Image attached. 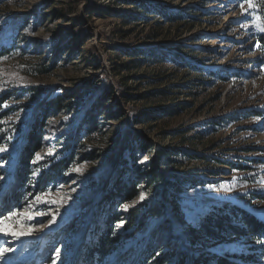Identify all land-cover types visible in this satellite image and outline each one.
<instances>
[{"label":"rangeland","instance_id":"obj_1","mask_svg":"<svg viewBox=\"0 0 264 264\" xmlns=\"http://www.w3.org/2000/svg\"><path fill=\"white\" fill-rule=\"evenodd\" d=\"M252 3L0 0V205L29 127L45 121L20 196L8 195L12 208L0 212V219L17 214L8 221L17 231L23 225L42 235L6 246L0 233V249H9L13 260L0 264H84L93 220H100L96 202L124 149L137 139L166 151L170 164L158 167L153 153L138 154L132 169L158 168L177 187L176 198L163 200L162 214L132 238L122 237L98 264H141L149 243L160 244L159 252L172 244L175 253L183 249L201 260L264 264L259 241L241 236L208 242L197 229L221 207H238L264 222V74L255 42L264 23ZM163 53L167 58L160 61ZM57 98L58 108L46 117ZM116 109L121 116L108 115ZM96 111L105 116L87 131L83 115ZM66 142H75V162L37 193L40 171ZM138 184L139 195L117 209L122 216L151 200L154 187Z\"/></svg>","mask_w":264,"mask_h":264},{"label":"trees","instance_id":"obj_2","mask_svg":"<svg viewBox=\"0 0 264 264\" xmlns=\"http://www.w3.org/2000/svg\"><path fill=\"white\" fill-rule=\"evenodd\" d=\"M256 7L264 23V0H256ZM255 42L256 50L259 53L257 64L260 70L263 69L262 71L264 74V32L256 37ZM158 57L160 61H163L167 58V54L163 53L160 56L158 55ZM170 60L172 61L175 59L171 57ZM190 67L196 70L198 74L202 70L200 66L190 65ZM198 74L197 78L202 80L201 75ZM209 75L218 76V71L210 70ZM219 78L223 80L224 77ZM59 99L60 98L54 99L52 103L49 105L47 104L48 106L45 109L46 117L55 113L58 108L57 106L60 104ZM100 101V98H98L93 105H96L97 102L99 103ZM112 114L118 116L122 115L121 111L118 109L112 111L108 115L110 116ZM98 116L105 115H103L102 111H98L95 115H90L89 113L83 115L82 122L87 131H91L99 126L97 121ZM44 122V120L35 121L29 127L25 136V148L16 159L15 173L7 192L9 193L8 195H17L18 197L24 186L23 184H25L28 179L30 162L33 159L34 152L37 151L42 144V130L45 127ZM77 135V133H73L70 136L75 140L77 139ZM75 142L71 143L70 146H68L69 143H64L57 153V160L51 163L46 170L40 171L37 185H41L42 189L37 191V193L44 192L50 181L62 176L75 162V153L73 151ZM149 153H153L154 163L157 162L158 167H164L170 164V161L166 159L168 155L166 151L154 149L149 142L141 139L133 141L130 147L124 149L123 156L116 162L112 174L109 175L107 181H105V191L96 202L100 220H93V225L90 230L91 242L89 245H85L84 264H98L103 262L107 256L116 250L122 237L132 238L142 230L148 219L163 213L165 208L162 202L163 200H169L170 197L173 199L176 198L177 187L165 178L160 171H158V168H150L143 171H141V167L135 170L132 169V166L137 163L138 154ZM229 166L232 169L241 168L240 165H234L232 163H229ZM140 181L144 182V186L147 187V189L151 186L154 187L151 190V200L140 203L133 209L128 210L126 216H122L117 212V209L131 202L139 195L141 188L138 183ZM157 194H159L161 200H156ZM7 197L0 205L2 207L0 212L3 210H5V212L9 211L12 208L11 206L13 205L14 199H7ZM203 219L204 220L198 223L197 229L204 241L219 242L227 237L239 238L245 236L248 240L259 241L262 253H264V222L258 220L254 215L238 207L231 206L218 208L216 212L213 214L210 213V215ZM122 220H124V223L121 231L118 233L117 224L122 222ZM168 223L166 219L162 227L166 228ZM156 246L157 245L149 243L144 247L143 262L141 264H185L186 260H189L191 264H210V260L215 261L216 264H234L233 262L226 261L222 258L218 259L217 257H212L211 259L202 257V260L200 259L201 257H196L195 255L187 257V253L183 249L175 253V247L172 244V248H167L162 252H159L161 245L158 244V246ZM154 247H156V250H153ZM172 258H176L174 262H171Z\"/></svg>","mask_w":264,"mask_h":264},{"label":"snow or ice","instance_id":"obj_3","mask_svg":"<svg viewBox=\"0 0 264 264\" xmlns=\"http://www.w3.org/2000/svg\"><path fill=\"white\" fill-rule=\"evenodd\" d=\"M249 7H254V4L252 3V0H247ZM243 7V5H241ZM261 31H264V28H261ZM0 151H3V149H0ZM39 158V157H38ZM141 199H143V194L141 195ZM16 213H12L10 217H6L4 219H0V233H3L5 235H11L15 239H20L22 236H28L31 235V230H24L25 226L21 225L20 230H16V225H9L8 221L11 219V216H16ZM54 219V218H53ZM8 251V249H0V258L5 257V253Z\"/></svg>","mask_w":264,"mask_h":264},{"label":"bare ground","instance_id":"obj_4","mask_svg":"<svg viewBox=\"0 0 264 264\" xmlns=\"http://www.w3.org/2000/svg\"><path fill=\"white\" fill-rule=\"evenodd\" d=\"M44 140L45 141H49L50 140V138L48 137V136H46V137H44ZM27 222V221H26ZM34 222V220H31V222L30 223H28L29 225L30 224H32ZM27 224V223H26ZM27 224V225H28ZM30 226H32V225H30ZM33 227V226H32ZM35 228V227H34ZM19 231V230H18ZM40 235H42V233L40 232V231H37V229H32L31 230V235H28V237H39ZM2 237V236H1ZM25 237V236H24ZM3 239H5L6 240V246L7 245H9V244H11L12 246H15V243H16V239L14 238V237H12L11 235H6L5 237H3ZM9 250V249H8ZM0 259H7V260H10V262L11 261H13L12 260V254H10L9 253V251H7L6 253H5V257L4 258H0Z\"/></svg>","mask_w":264,"mask_h":264},{"label":"water","instance_id":"obj_5","mask_svg":"<svg viewBox=\"0 0 264 264\" xmlns=\"http://www.w3.org/2000/svg\"><path fill=\"white\" fill-rule=\"evenodd\" d=\"M110 171V170H109Z\"/></svg>","mask_w":264,"mask_h":264}]
</instances>
